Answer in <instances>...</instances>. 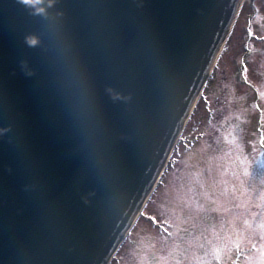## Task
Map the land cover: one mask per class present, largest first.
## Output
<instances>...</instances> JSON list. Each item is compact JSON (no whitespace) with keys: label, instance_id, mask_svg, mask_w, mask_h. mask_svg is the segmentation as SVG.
Listing matches in <instances>:
<instances>
[{"label":"water","instance_id":"1","mask_svg":"<svg viewBox=\"0 0 264 264\" xmlns=\"http://www.w3.org/2000/svg\"><path fill=\"white\" fill-rule=\"evenodd\" d=\"M241 3L0 0V264L111 261Z\"/></svg>","mask_w":264,"mask_h":264},{"label":"rangeland","instance_id":"2","mask_svg":"<svg viewBox=\"0 0 264 264\" xmlns=\"http://www.w3.org/2000/svg\"><path fill=\"white\" fill-rule=\"evenodd\" d=\"M242 23L111 264H264V45Z\"/></svg>","mask_w":264,"mask_h":264},{"label":"flooded vegetation","instance_id":"3","mask_svg":"<svg viewBox=\"0 0 264 264\" xmlns=\"http://www.w3.org/2000/svg\"><path fill=\"white\" fill-rule=\"evenodd\" d=\"M254 6H256V10L251 11L250 8ZM238 23H242L240 27L241 32L237 33L238 36L239 34L241 35L239 37L241 44L251 45L256 43L264 45V0L243 1L230 35L223 47L222 54L227 49L229 42L234 39L232 35L236 31Z\"/></svg>","mask_w":264,"mask_h":264},{"label":"bare ground","instance_id":"4","mask_svg":"<svg viewBox=\"0 0 264 264\" xmlns=\"http://www.w3.org/2000/svg\"><path fill=\"white\" fill-rule=\"evenodd\" d=\"M226 39H227V38H226ZM175 147H176V146H175ZM175 147H174V149H175ZM173 151H174V150H173ZM172 153H173V152H172ZM165 173H166V170L164 171L163 175L161 176V178H160V180H159V183L157 184V186H156L155 190L153 191L151 197L149 198L147 204H149V202L151 201L152 197L154 196V194H155V192H156L158 186L160 185L162 179L164 178ZM138 222H139V220L136 222L135 227L137 226ZM127 239H128V237L125 239L124 243L126 242ZM124 243H123V244H124ZM119 250H120V249H119ZM112 260H113V259H112ZM111 263H112V261L110 262V264H111Z\"/></svg>","mask_w":264,"mask_h":264},{"label":"snow or ice","instance_id":"5","mask_svg":"<svg viewBox=\"0 0 264 264\" xmlns=\"http://www.w3.org/2000/svg\"><path fill=\"white\" fill-rule=\"evenodd\" d=\"M261 143L264 144V138H262Z\"/></svg>","mask_w":264,"mask_h":264},{"label":"clouds","instance_id":"6","mask_svg":"<svg viewBox=\"0 0 264 264\" xmlns=\"http://www.w3.org/2000/svg\"><path fill=\"white\" fill-rule=\"evenodd\" d=\"M33 43H34V41H33Z\"/></svg>","mask_w":264,"mask_h":264}]
</instances>
